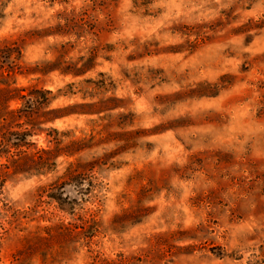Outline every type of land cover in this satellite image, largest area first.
<instances>
[{
    "label": "rangeland",
    "instance_id": "obj_1",
    "mask_svg": "<svg viewBox=\"0 0 264 264\" xmlns=\"http://www.w3.org/2000/svg\"><path fill=\"white\" fill-rule=\"evenodd\" d=\"M0 264H264V0H0Z\"/></svg>",
    "mask_w": 264,
    "mask_h": 264
},
{
    "label": "trees",
    "instance_id": "obj_2",
    "mask_svg": "<svg viewBox=\"0 0 264 264\" xmlns=\"http://www.w3.org/2000/svg\"><path fill=\"white\" fill-rule=\"evenodd\" d=\"M24 140L25 137L23 136L19 137L17 135L11 134L5 139L4 148L8 149L10 146L15 148L20 147V142H23ZM82 186L83 185L79 181V177H75L73 180L70 181V183L62 184L58 186L54 191H52L50 193V198L58 205L60 209H63L64 206H71L72 203L75 202V199L72 198V195L73 193H76V191H78L77 189Z\"/></svg>",
    "mask_w": 264,
    "mask_h": 264
}]
</instances>
